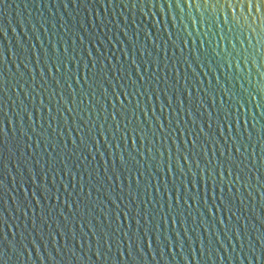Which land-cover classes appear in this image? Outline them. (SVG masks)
I'll use <instances>...</instances> for the list:
<instances>
[{
    "label": "water",
    "instance_id": "1",
    "mask_svg": "<svg viewBox=\"0 0 264 264\" xmlns=\"http://www.w3.org/2000/svg\"><path fill=\"white\" fill-rule=\"evenodd\" d=\"M0 264H264V0H0Z\"/></svg>",
    "mask_w": 264,
    "mask_h": 264
}]
</instances>
